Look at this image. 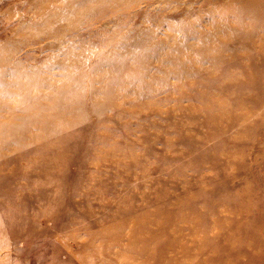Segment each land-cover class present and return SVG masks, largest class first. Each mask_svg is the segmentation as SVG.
Segmentation results:
<instances>
[{"label":"rangeland","instance_id":"374dc122","mask_svg":"<svg viewBox=\"0 0 264 264\" xmlns=\"http://www.w3.org/2000/svg\"><path fill=\"white\" fill-rule=\"evenodd\" d=\"M0 264H264V0H0Z\"/></svg>","mask_w":264,"mask_h":264}]
</instances>
